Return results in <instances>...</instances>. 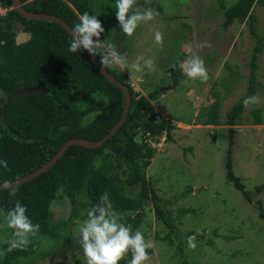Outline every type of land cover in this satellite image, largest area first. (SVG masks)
<instances>
[{
	"label": "rangeland",
	"instance_id": "1",
	"mask_svg": "<svg viewBox=\"0 0 264 264\" xmlns=\"http://www.w3.org/2000/svg\"><path fill=\"white\" fill-rule=\"evenodd\" d=\"M236 1L148 0L145 4V0H137L140 6L158 12L155 19L140 25L132 37L112 29L109 32L108 43H117L129 64L138 56L155 60L153 72L129 73L116 68L139 96L155 93L150 102L153 114L170 119L175 127L170 139L163 136L157 144L141 130L135 139L139 144L145 138L153 143L150 146L155 153L145 171L146 179L162 199L163 208L171 213L174 225L170 230L157 221L148 203L137 229L154 242L147 264H264V220L256 205L259 200L264 209V6L252 9L256 21V37H252L246 22L222 27L224 10ZM157 31L163 35L162 44L155 41ZM258 39L262 51L256 59L254 96L259 102L244 109L237 125L228 126L226 112L246 95L249 63ZM200 44L211 46L200 48ZM193 54L204 60L208 81L184 75L181 84H171V61L178 57L185 61ZM216 100L219 124L205 126L202 121L207 108ZM257 110L260 125H254ZM230 147L234 174L250 191L253 203L226 179ZM257 186H262L260 192H256ZM50 209L54 223L67 222L61 240L41 237L36 254L14 264H86L79 232L85 220L71 219V204L62 191L57 192ZM10 232L7 227L0 228V243ZM192 235L196 236L195 249L187 244Z\"/></svg>",
	"mask_w": 264,
	"mask_h": 264
},
{
	"label": "trees",
	"instance_id": "2",
	"mask_svg": "<svg viewBox=\"0 0 264 264\" xmlns=\"http://www.w3.org/2000/svg\"><path fill=\"white\" fill-rule=\"evenodd\" d=\"M3 7H11L12 0H0ZM23 8L32 13L53 15L73 28L84 12L98 16L105 32L101 40L106 44L110 30L121 32L115 16L113 0H20ZM264 6V0H237L223 12L224 29L234 22H246L252 37H256L255 18L252 9ZM20 25V26H19ZM30 34L24 44H15V31ZM20 30V28H19ZM72 37L58 24L50 21L25 19L11 10L0 18V105L3 100L24 88H39L44 94L33 92L14 97L0 116V184L18 180L48 163L66 142L72 139L98 141L106 136L120 120L125 105L123 92L100 73L86 53L79 49L69 51ZM95 39V38H94ZM262 40L254 47L249 63L250 73L246 95L226 112V125L234 126L245 107L246 97L256 91L255 69ZM100 60V57L97 56ZM180 57L171 61L168 68L171 84L179 85L184 74L172 67ZM115 79L124 84L130 93L131 104L125 123L116 134L96 149L72 145L46 172L21 185L0 190V209L7 211L19 201L27 208V215L40 230L24 249L7 251L2 241L0 264H14L19 258L36 254L41 237L60 241L61 230L67 222L54 223L51 203L58 191L71 204V219H87V212L99 203L101 195H109L111 208L120 214L127 213L121 222L131 226L133 232L141 224V216L148 203L151 204L157 221L172 230L171 213L162 206V199L146 179V169L155 153L149 142H136L138 130L155 144L175 128L170 119L159 113L153 114L151 100L155 93L142 96L135 93L126 81V76L116 67H106ZM203 125L216 126L219 104L217 100L207 108ZM96 113L91 119L88 116ZM254 125H260L259 111H255ZM88 117V118H87ZM176 120V119H175ZM178 121V120H176ZM141 135V137H142ZM231 144V139H230ZM101 160V162H99ZM225 176L234 188L241 192L248 203H253L250 191L234 174L232 148L225 159ZM16 189V195H10ZM256 192L262 186L255 188ZM258 215L264 220L261 201H256ZM83 212V214H81ZM140 213V214H138ZM40 237V238H39ZM152 258L153 252L148 250ZM128 253L119 264H128Z\"/></svg>",
	"mask_w": 264,
	"mask_h": 264
},
{
	"label": "clouds",
	"instance_id": "3",
	"mask_svg": "<svg viewBox=\"0 0 264 264\" xmlns=\"http://www.w3.org/2000/svg\"><path fill=\"white\" fill-rule=\"evenodd\" d=\"M145 4H149L148 0H145ZM8 8L9 11L13 10L12 7ZM115 9L119 28L122 34L128 37H132L140 25L154 20L158 15L152 7L140 6L137 0H115ZM7 13L3 17H6ZM78 20L79 22L72 28L70 52L75 53L83 49L93 58L99 56L101 68L118 67L121 70L127 69L129 73H143L145 69L149 72L156 70L153 58L138 56L129 64L125 55L119 51L117 43L105 44L100 39L105 29L98 16L84 12ZM155 41L157 44L163 43L161 32H155ZM210 46L199 45L200 48ZM177 65L191 80L207 82L209 79L208 69L198 54H193L185 61H177L172 67L175 68ZM0 95L6 94L0 90ZM258 102L257 96H249L244 99L243 104L247 108ZM0 165L6 168L7 161H0ZM10 195H16L15 188L11 190ZM0 220H2L0 228L12 229L11 239L5 241L8 244V252L27 248L31 243L30 237H35L40 230L39 224H34L27 215L26 206L19 201L7 211L0 209ZM79 232L86 264H119L128 253H131L128 264H146L151 259L148 250L154 247V242L146 239L140 230L133 232L131 226L121 222L119 214L111 208L107 192L101 195L99 203L87 212V219L81 224ZM195 241V235L187 237L188 247L195 249Z\"/></svg>",
	"mask_w": 264,
	"mask_h": 264
},
{
	"label": "water",
	"instance_id": "4",
	"mask_svg": "<svg viewBox=\"0 0 264 264\" xmlns=\"http://www.w3.org/2000/svg\"><path fill=\"white\" fill-rule=\"evenodd\" d=\"M12 9L25 19L36 20V21H50V22L56 23L60 25L72 37V28L66 22L60 20L59 18L55 16L28 12L22 7L19 0H12ZM19 28L20 30L22 29L21 27ZM30 38L31 36L28 33H25V32L18 33L15 37V44L16 45L24 44L27 41H29ZM83 51L90 58L92 63L96 66V68L100 71V73L104 76V78L108 80L111 84H113L114 86L118 87L123 92L124 98H125V105H124V111H123V114L120 120L116 123V125L110 130V132L106 136H104L102 139L98 141H90V140H85V139L69 140L64 145H62V147L58 150L55 156L48 163H46L45 165H43L41 168L37 169L36 171L18 180H15L7 184H0V190H5V189H9V188L21 185L25 182H28L36 178L38 175L48 171L62 157L66 149L72 145H78V146L91 148V149H96V148L101 147L105 143V141L107 139L112 138L116 134V132L119 130V128L125 123L128 113H129L130 104H131V96H130L128 88L124 84L118 82L115 79V77L107 71L106 68L99 67V60L97 59V57L93 58L85 50ZM33 92H38L42 94L45 93L44 90L39 89V88H24V89L19 90L18 92L9 96L8 98H6L5 100L1 102L0 116L3 113V109L5 105L9 101H11L14 97H19L26 93H33Z\"/></svg>",
	"mask_w": 264,
	"mask_h": 264
},
{
	"label": "built area",
	"instance_id": "5",
	"mask_svg": "<svg viewBox=\"0 0 264 264\" xmlns=\"http://www.w3.org/2000/svg\"><path fill=\"white\" fill-rule=\"evenodd\" d=\"M9 10H10V8L3 7L2 4H1V2H0V18L3 17ZM149 144L150 145H153V143H151V142Z\"/></svg>",
	"mask_w": 264,
	"mask_h": 264
},
{
	"label": "flooded vegetation",
	"instance_id": "6",
	"mask_svg": "<svg viewBox=\"0 0 264 264\" xmlns=\"http://www.w3.org/2000/svg\"><path fill=\"white\" fill-rule=\"evenodd\" d=\"M20 1V0H19ZM20 4H21V2H20ZM22 5V4H21ZM11 7H12V2H11ZM45 15H49V14H45ZM53 16V15H52ZM61 20V19H60ZM63 21V20H62ZM20 26V25H19ZM18 30V31H17ZM17 32L18 33H21V32H24V31H22V29L21 30H19V28H17ZM15 31V34L17 35L18 33ZM25 33H27V32H25ZM16 37V36H15ZM4 238H7L6 236L4 237ZM3 239V238H2ZM1 242H2V240H1ZM1 245V244H0Z\"/></svg>",
	"mask_w": 264,
	"mask_h": 264
},
{
	"label": "crops",
	"instance_id": "7",
	"mask_svg": "<svg viewBox=\"0 0 264 264\" xmlns=\"http://www.w3.org/2000/svg\"><path fill=\"white\" fill-rule=\"evenodd\" d=\"M202 107H203V106H202ZM201 109H202V108L200 107V108H199V111H200ZM179 124H182V123H179ZM205 126H209V127L211 126V127H212V125H205Z\"/></svg>",
	"mask_w": 264,
	"mask_h": 264
}]
</instances>
